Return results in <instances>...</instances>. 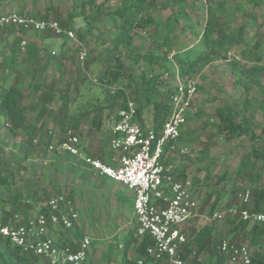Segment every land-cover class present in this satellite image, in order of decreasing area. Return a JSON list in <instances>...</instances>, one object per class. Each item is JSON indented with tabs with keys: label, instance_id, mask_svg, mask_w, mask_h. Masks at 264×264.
I'll use <instances>...</instances> for the list:
<instances>
[{
	"label": "trees",
	"instance_id": "trees-1",
	"mask_svg": "<svg viewBox=\"0 0 264 264\" xmlns=\"http://www.w3.org/2000/svg\"><path fill=\"white\" fill-rule=\"evenodd\" d=\"M9 1L0 0V8L8 5ZM185 1L120 0L116 6L111 8L106 7V3L97 4L92 0L81 3L76 1L73 8L68 12L66 19L62 20L56 14L53 19L59 20L64 28L74 29L76 21L81 20L85 25L87 35L95 31L97 24L103 18H109L111 38L109 40L110 49L106 52L108 64L101 71L98 83L107 93L106 100L109 103L105 107L97 105L95 110L70 113L69 106L73 104L69 91L71 85L62 89L60 82L63 81V78L60 76L58 80L52 79L50 82L45 83L37 102L27 106L24 103L25 95L23 92L25 77L23 78L16 73L17 78L0 92V116L5 117L4 125L12 135L17 136L24 133L25 144L22 150L25 159L30 157L31 148L40 146L43 143L48 150L49 144L54 140L53 130L49 131L46 128L43 118L54 114L53 105L55 104L56 95L59 93L64 94V100L54 117L56 125L60 127V134L57 135L58 139L62 140L69 130H73L78 134L81 124L91 115L92 111H96V114L91 119V130L99 129L102 126L103 118H101V115L105 109L111 110V114H114L113 121L117 122L119 120L118 112L127 107L128 100L135 102L137 117L142 127H144L146 110L152 108L156 132L161 130L169 117L171 98L175 91L174 87L166 85L167 78L165 76L166 74H174L172 72L174 64L177 65L181 78L195 77L196 74H199L214 62L229 60V53L233 51L236 45L243 42L247 30V26L244 24L233 27L232 20H229L228 9L225 7V0H218L217 3L213 0H207V18L204 20L203 31L199 35L198 43L194 46H179L177 42L171 39V35L176 30L178 19L171 18L165 24H161L155 20L153 11L161 7L162 4V7L167 9L172 5L179 6L180 3ZM247 1L253 4L254 7H259L264 3V0ZM87 5H90L89 10L86 8ZM48 17V15H44L41 18ZM189 27L193 29L194 25L190 24ZM151 28L154 29V32L151 36L150 47L145 46L144 38L143 42L138 45L136 39L140 36L144 37L143 32H147ZM3 32L12 38L13 43L8 49L7 60H4L2 64L3 67H7L8 71L13 72L20 55L22 41L19 36H16L17 30L15 28L10 27L3 30ZM39 34H41V38L42 36H54L52 33ZM255 38L256 35L253 39ZM64 40L59 57L44 49L45 57L43 59L39 56V47L36 43L27 44L24 53L26 55L25 64L29 66L27 76L33 75L29 87L32 89L37 87L44 78V73L51 62H57L58 69L64 71L63 63L66 58L64 51L67 41ZM243 44L246 49L241 52L239 58L232 56L228 65L234 76V85L243 88L247 94H250L262 87L264 56L258 53V49L263 45V41L258 38L253 45H251L252 41L250 40L244 41ZM173 50L176 51V54L170 59L169 54ZM124 59L129 60L130 64H126ZM11 77L10 74L7 75L4 82L6 83ZM84 80L88 81L86 76H84ZM123 82L127 83L126 86H120ZM92 83L94 82L92 81ZM161 86L164 88L162 89ZM253 98H248L242 106L233 104L217 107L213 116L216 126L214 135H221L225 142H231L242 137H249L252 142H257L258 146L254 145L252 150L242 158L238 176L241 173L250 172L251 169L256 170L257 166L261 165V168L252 177L255 186L248 188L252 191L254 210L264 212V188L261 185L262 176L264 175V120L260 125L261 130L258 132L255 124L257 110L254 108L256 99ZM259 110L264 117V103L260 104ZM29 111L36 113L40 111L39 117L34 122L30 121L28 117ZM198 115L203 116L202 113H198ZM209 146L207 144L205 150H209ZM57 155L58 159L71 162L73 167L74 165L81 168L84 166L83 162L77 161L70 154ZM93 157L98 158V156ZM89 171L83 169L82 176L88 175ZM10 175H12V171L0 170V185L6 186L8 191H11ZM225 177H221L219 181ZM236 190L237 186L234 185L231 203L227 204V208L234 206L233 202L237 198ZM58 194H61V192ZM51 195V193H47L46 201ZM69 196L72 199L74 198L71 194ZM212 196L213 193H209L206 199L207 203ZM10 199L12 202L10 207L0 200V218L5 223H9L16 214L23 215L24 219L32 214V206L22 201V194L13 193ZM222 199L223 196L219 193L218 201ZM218 201L212 206L211 212L215 211ZM46 211L47 208L42 207L39 213ZM225 222L234 225L235 232L240 229L248 230L250 235L248 241L254 248L251 264H264V251H262L264 244L260 243V237H264V226L251 225L237 218L227 219ZM137 231V227H133L126 234L121 247L123 256L118 264H139V261H142V264H148L153 261L147 253V249L154 245L153 239L149 235L140 239ZM69 233L72 234V237L65 239L66 237L61 235L58 244L63 248L77 251L84 234L77 227L70 230ZM214 233L215 226L214 221H212L196 232L192 238H188L187 243L180 250L181 258L190 261L191 264H201L199 258L205 252L211 255L219 253L223 255L219 249L221 239L215 237ZM231 241H235V239L233 238ZM112 252L111 246L106 257L108 264H111ZM0 264H42V262L39 257L24 253L19 247L12 244L8 238L0 237ZM155 264H167V261L163 259Z\"/></svg>",
	"mask_w": 264,
	"mask_h": 264
},
{
	"label": "rangeland",
	"instance_id": "rangeland-1",
	"mask_svg": "<svg viewBox=\"0 0 264 264\" xmlns=\"http://www.w3.org/2000/svg\"><path fill=\"white\" fill-rule=\"evenodd\" d=\"M76 1L81 3L88 0H10L8 6L1 10V13L18 11L35 17L48 15L51 18L58 14L64 20ZM92 1L97 4L106 3V7L111 8L116 6L120 0ZM86 8L89 10L90 5H87ZM175 10L160 9L156 13V17L158 20L163 21L165 16L172 12L175 13ZM71 30L75 32L78 42L88 49L87 62L84 65L81 64L78 44L66 39L64 71L58 69L57 62H51L44 74V78L34 88L33 92L29 93L31 88H28L25 84L23 92L25 95L24 103L27 106L37 102L42 86L45 83L50 82L52 79L58 80L60 76L63 78V81L60 82L62 89L71 85L69 91L73 104L69 106L70 113L95 110L97 105L105 107L109 103L106 100L107 93L105 90L98 84L92 83L89 78L91 76L99 81L101 71L108 64L106 52L110 49L109 40L111 38L109 18H103L90 35L85 33V25L81 20H77L75 28ZM153 32L154 30L150 29L149 34L143 35L144 37H138L136 43L140 45L144 38L145 46L150 47ZM42 38L43 40H49V43L48 45L40 46L41 59L45 57L44 49H47L52 54L55 51L56 56L59 57L62 52L61 45L64 38H58L57 36H42ZM20 39L22 41L21 36ZM180 40L182 43L190 42V40L182 37ZM12 43V38L0 36V92L17 78L16 73L24 78L29 70V66L25 64L26 55L21 51L13 72L8 71L7 67H3L2 58L7 52L4 49L8 50ZM4 60H7V57ZM124 62L130 64L127 59H124ZM225 64V62L219 61L212 69L195 75L199 86L198 94L202 95L204 100L202 105L196 104L197 111L193 113L192 118L190 117L189 121L192 123L188 125L191 129L195 128L196 131H205V134L202 135L203 138H206V141L201 142L202 148H191V153L185 161L191 164L194 181L197 178L206 177L205 183L197 189V192L202 197L200 200V212L208 211L207 214L211 212L212 206L218 201L219 193L223 196V199L218 201L216 208L223 210L227 207V204L231 203L234 185L237 186L236 191L248 187L253 188L255 185L252 177L261 168L259 164L256 170L251 169L250 172L241 173L238 176L240 162L252 148H229L228 146L222 148L217 146L218 148H216L215 145L214 148H210L214 137L209 140L208 136L213 135V127H215V121L213 120L215 107H213L214 105L211 106V104H214L215 101L225 104V102L245 101L247 98L254 97L256 99L254 107L258 111L256 123L259 132L263 120V114L259 110V106L264 101V77L261 81L262 87L257 89L256 92L247 94L243 88L233 85V77ZM9 74L12 77L5 83L4 78ZM82 75L86 76L88 81H85ZM172 77L173 75L170 74L169 78ZM126 84V82H123L120 86H126ZM63 100L64 94H57L53 105L54 114L43 118L46 128L49 131L53 130L55 136L60 134V127L56 125L54 117ZM198 113H202L203 116H199ZM36 114H40V111L37 113L29 111L28 117L30 121L35 119ZM95 114L96 111H92L91 115L81 124L78 132L81 138L80 148H85L89 154L102 158L101 152L106 148H110V127H107V124L109 123L108 126L112 125L114 114H111V110L105 109L101 115V118H103L102 126L99 129L91 130V119ZM4 121L5 117L0 116V170L12 171V175L9 178L11 191H8L6 186L0 185V200L10 207L12 203L11 194L20 193L22 194V201L31 205L32 213H34V210L37 211L38 208L39 211L43 207L47 199V193H51V197L59 192L73 195L83 216V224H79V231H84L93 241L90 255L92 264H108L106 257L110 245H112L113 250L111 264H118L123 256V251L119 245L125 239L126 230L137 225L135 219L133 221L135 224L128 225L129 218L132 215L130 204L125 207V204L117 200V193L121 184L104 181L99 174L94 172L82 176L83 168L77 167V165L73 167L71 162L58 159L57 153L47 150L43 143L40 146L31 148L30 157L25 159L22 150L25 144V135H12L6 129ZM207 144L210 145L209 150H205L207 149L205 148ZM223 176L226 177L219 181ZM261 185L264 188V175L262 176ZM190 189H193V187L190 186ZM209 193H213V196L207 203L206 199ZM132 199H134V196H132ZM199 219L195 220L196 223L198 222L197 224L203 225L208 222L205 218L200 221ZM119 228L121 229L118 231ZM185 234L188 239L187 227L185 228ZM253 250L252 248V253Z\"/></svg>",
	"mask_w": 264,
	"mask_h": 264
},
{
	"label": "built area",
	"instance_id": "built-area-1",
	"mask_svg": "<svg viewBox=\"0 0 264 264\" xmlns=\"http://www.w3.org/2000/svg\"><path fill=\"white\" fill-rule=\"evenodd\" d=\"M33 33H52L73 41L80 48L79 60L86 63L88 49L78 42L76 34L60 22L48 17L41 18L18 11L0 14V34L7 28ZM146 31L143 32L145 36ZM28 42H21V51L26 52ZM176 54L173 50L169 58ZM176 83L171 98V111L161 130L144 128L139 124L137 106L128 100L127 107L118 112L119 120L111 127L110 148L115 156L114 166L101 159L85 157L80 150V136L69 130L61 140L57 137L49 144L48 150L70 154L101 176L120 183L134 194V216L137 235L140 239L151 236L154 245L147 249L153 262L165 259L168 264H191L181 258L180 250L187 243L185 226L200 217V204L192 196L189 181L176 177L175 165L170 162L172 154L177 157L190 153L181 146L180 138L192 113L193 101L199 93L195 77L181 78L174 64ZM169 78V74L165 76ZM98 84L99 81L89 77ZM238 203L223 210L209 212L206 219L226 221L237 218L252 225L264 226V212L254 210L252 191L241 189L237 193ZM43 207L44 213H32L27 219L16 214L9 223L0 218V237L8 238L24 253L39 257L42 264H91L92 238L85 236L77 251L63 248L58 244L62 232L72 230L81 223V213L69 194L61 193L50 197ZM219 249L232 262L251 264L250 242H231L222 239ZM142 264V261H139Z\"/></svg>",
	"mask_w": 264,
	"mask_h": 264
},
{
	"label": "crops",
	"instance_id": "crops-1",
	"mask_svg": "<svg viewBox=\"0 0 264 264\" xmlns=\"http://www.w3.org/2000/svg\"><path fill=\"white\" fill-rule=\"evenodd\" d=\"M201 1H203V2H201ZM213 1L215 3H217L216 1H218V0H213ZM225 1H226V4H225L226 6L225 7L228 9V12H229L228 15L230 16L229 20H232L231 23H232L233 27H238L239 25H242V24L247 26V30H246L243 42L241 44L236 45L234 47L233 51L229 53L230 59L229 60H219L221 62H225L226 63L225 66H227V68H229L230 75L233 77L232 82H233V85H234V76H233V74L231 72V69H230V67L228 65V62L231 60L232 56L236 57V58H239L241 52L244 49H246V47L243 44L244 41L246 42V41L250 40V41H252L251 45H253L258 40V38H260V40L263 41V45L258 49V53L260 55L264 56V3L261 6H259V7H254V5L249 3L247 0H225ZM162 5H161V7L157 8V9H155L153 11V16H154V18H155V20L157 22H159L161 24L162 23L165 24L171 18H177L178 19L177 25H176L177 26L176 30L171 35V39L173 41L177 42V44L179 46L181 45V46L185 47L187 45H190V46L196 45L198 43V41H199V35H201V33L203 31L202 30V26L204 25V20H206V18H207V7H208L207 0H186L185 2L180 3L179 6L178 5H172V6H170L167 9H164L162 7ZM7 6L8 5H6L5 7H7ZM5 7L0 8V14H2L1 10H3ZM160 9H164V10L176 9V10H175V13L174 12L169 13L168 16H165L163 21H161V20H158L157 17H156L157 16L156 13ZM260 10L262 11V13H261ZM190 24L194 25L193 29L189 27ZM151 29H153V28H151ZM149 32H150V29L147 30V34H149ZM17 35L19 37L21 36L22 41L26 40L28 43H31V42L36 43L39 48H40V46L48 45V43H49V40H43V38H41V36H40L41 34H39V33L26 32L24 30H17ZM255 35H256V38L253 39V37ZM0 36L1 37L3 36L5 38H11L10 36L5 34L4 32H2L0 34ZM181 37L183 39L190 40V42L182 43L181 40H180ZM58 38H60V37H58ZM63 42H64V39H63ZM63 42H62V45H63ZM55 44H56V47H57L56 41H55ZM62 45H61V49H62ZM4 50H5V52L6 51L7 52L4 54V58H2L3 61L8 55V50L7 49H4ZM53 53L55 54L56 52L54 51ZM39 56H40V53H39ZM219 61H216L212 65L207 66L203 71H208L209 69H212L214 67V65L217 62H219ZM172 72H174L173 77L172 78H168L169 81L168 80L166 81V85H168L169 87H173L175 85V83H176V79H175L176 78V76H175L176 72H175L174 68H173ZM32 78H33V75L25 77V84H26V86L28 88H31V87H29V85L31 83ZM161 88L163 89L164 87L161 86ZM33 91H34V89L31 88L29 93H31ZM247 99L245 101L235 100L233 102L232 101H230L228 103L225 102V104L222 103V102L215 101L214 104H211V106L214 105L213 107H215V110H216L217 107H219L221 105H233V104H236V105L242 106L247 101ZM203 100H204L203 96L200 95V94H197L195 100L193 101V108L195 110H193L192 113L189 114V116L191 118L193 116V113H195V111H197L196 104L202 105V101ZM263 103H264V101H263ZM39 115L40 114H38L32 122H34L36 120V118L39 117ZM257 115H258V113H257ZM190 117L188 118V123H187V125L185 126V128H184V130L182 132V136L180 138V144H181V146L189 148L190 153H191V148H202L201 147V142L206 141V138H203V135H202V134H205L204 130L202 132H201V130L196 131L195 128L191 129L190 126H188L189 123H192V122L189 121ZM213 120L215 121L214 117H213ZM263 120H264V117H263ZM114 122L115 121L112 122L111 126H108L109 123L108 124L106 123L107 127H110V139H111V134H112L111 133V127L113 126ZM255 124L257 126L256 119H255ZM144 128L154 129L155 131L157 130L156 129L155 118H154V113H153V109L152 108L147 109L145 114H144ZM213 130H214V132H212L213 135L212 136H208L209 140H211L214 137L213 138V144H210L212 147H210V148H214L215 146H216V148H218V147L222 148V147H227V146L229 148H253L254 145L258 146L257 142L256 143L252 142L249 139V137H242L240 139H237V140H234V141H231V142H225L221 135H214L215 132H216V126L213 127ZM257 130H258V127H257ZM21 135H24V133H21ZM53 135H54V133H53ZM54 137H57V136L54 135ZM109 145H110V143H109ZM80 150H81L83 156L94 158L93 157L94 155L89 154L88 151L85 150V148H80ZM55 153L63 155V154L58 153V152H55ZM189 154L186 155V156H182L180 158L177 157V155L172 154L170 162L175 165L177 179L181 180V181H189L191 183V187H193V189H190L191 190V194L197 201L199 200L198 202L200 204V200H201L202 197L200 196V194H198L197 189L200 188L205 183L204 181H205L206 177L203 176L202 178H197L194 181V178H193L194 175L192 174V168L190 167L191 164L188 163L187 161H185L188 158ZM101 155H102V158H98V159H101L104 163H106L108 165H112V166L115 165V163L113 161V158H114L115 154L111 150V148H106L105 150H103L101 152ZM82 167H83V169L90 170L89 171L90 173L94 172V173L98 174L97 172H95V171L91 170L90 168H88L86 165H84ZM100 177L105 179L104 181L114 182V181H111V180L101 176V175H100ZM115 183H117V182H115ZM240 190L241 189H239L237 191V193ZM132 196H134V194L131 191L127 190L123 185H120L118 193H117V200L119 202L125 204V207L128 206L129 204L131 206L130 209H131L132 215L129 218L130 221L128 222V225L135 224L133 222L134 219H135V216H134V199H132ZM73 200L75 201L76 206H77L78 210L81 213V223L80 224H83V216H82V212L80 210V207L78 206V203H77V201L74 198H73ZM237 203H238V200L236 198L234 200V202H233V205H235ZM200 208H201V204H200ZM216 210H222V209H217L216 208L215 211ZM37 211H38V208H37ZM37 211L34 210L33 212L36 213ZM207 212L208 211H205L204 213L200 212L199 221L204 219V218H205L206 221H208L206 219V216L208 215ZM38 213H39V211H38ZM197 223L196 222L195 223L192 222L191 224L185 226V228L187 227V230H188V238H192L196 232L200 231V229L202 227L206 226L210 222L209 221L205 222V224H203V225H200V224H197ZM136 224H137V222H136ZM214 226H215L214 236L217 237V238H220L221 240L222 239H228V240L231 241V239L234 238L235 241H231V242L243 243V242L249 240V238H250V235L248 234V230L247 229L246 230L240 229V230H237L235 232L234 225H231V224H229L227 222L214 221ZM76 227L79 230V228H78L79 224ZM133 227H137V225L133 226ZM133 227H131V228H133ZM185 228H184V233H185ZM120 229L121 228H119L118 231ZM129 230H126L127 233H128ZM69 231L70 230H68L66 232H62L59 235V237L61 235H63V236L66 237L65 239H69L70 237H72V234L69 233ZM83 234H84V237L87 236L84 233V231H83ZM247 237H249V238H247ZM260 243L264 244V237L263 236L260 237ZM111 246L112 245H110L109 248ZM250 246H251V244H250ZM119 247L121 248L122 244H120ZM109 248H108V250H109ZM252 248H251V250H252ZM262 251H264V247H263ZM130 257H131V255H130ZM199 261L201 262V264H243V263H240V262L234 263L227 256L225 257V256L221 255L220 253L217 254V255L216 254L215 255H211V254H209L207 252L201 254V256L199 258ZM91 264H92V262H91ZM148 264H155V263L153 261H150Z\"/></svg>",
	"mask_w": 264,
	"mask_h": 264
}]
</instances>
